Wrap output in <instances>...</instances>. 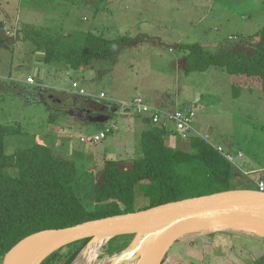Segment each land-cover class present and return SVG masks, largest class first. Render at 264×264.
<instances>
[{
    "label": "rangeland",
    "instance_id": "rangeland-1",
    "mask_svg": "<svg viewBox=\"0 0 264 264\" xmlns=\"http://www.w3.org/2000/svg\"><path fill=\"white\" fill-rule=\"evenodd\" d=\"M106 2L116 3V8H107ZM2 9L14 23L18 17L21 22V41L10 47V53L3 51L2 69L11 74L10 85L27 87L34 92L33 98L39 97V93L35 92V86L27 84V78L31 75L29 64L34 60L37 34L60 36L70 45L81 43L88 32L109 39L148 34L146 42L122 48L116 56V71L102 68L103 80L93 84V88L121 99L150 96L154 104L171 110H194V124L200 133L195 136L234 156L232 186L257 190V183L264 182V90L260 81L231 76L215 68L189 75L182 69L174 70L181 66L175 50L179 44L201 43L208 51L218 54L255 53L257 34L264 27V0H0V15L4 16ZM214 40L220 43L219 47L214 44L211 47ZM50 84L63 90L72 89L71 78L60 69L53 71ZM12 90L0 89V124L19 125L26 134L9 138L8 152L14 153L28 140L49 146L58 157L73 162L77 191L87 207H93V188L103 177L106 160L133 162L141 156V134L136 127L140 117L135 113H130L126 122L121 118L109 121L119 128L87 151L80 136L88 134L93 128L86 127L91 126L77 124L61 135H48L50 141H46L42 135L48 128L49 132H55L56 118L49 121V112L40 98L35 103L28 96L26 100L14 95ZM46 96L44 100H49L51 95ZM44 119H48V124ZM147 206L149 199L137 193L131 209L136 212ZM131 235L130 246L115 255L108 252L123 245V240L112 247L109 240L99 252V263L133 264L139 260L140 253L131 251L138 235ZM61 253L64 261L67 252ZM261 257H264L263 237L242 231L202 230L177 241L169 250L165 264H257Z\"/></svg>",
    "mask_w": 264,
    "mask_h": 264
},
{
    "label": "trees",
    "instance_id": "trees-1",
    "mask_svg": "<svg viewBox=\"0 0 264 264\" xmlns=\"http://www.w3.org/2000/svg\"><path fill=\"white\" fill-rule=\"evenodd\" d=\"M34 40L37 42L35 51L45 52L46 64L62 62L79 71L96 62L112 60L116 48L131 39L127 36L109 39L88 32L77 45H70L67 40L49 33L46 36L37 34ZM257 40L256 52L250 55L242 52L212 53L199 43L180 45L187 50L185 72L191 74L218 68L231 76L257 79L264 90V27L257 34ZM75 98L79 97H71ZM78 101L83 109L89 106L100 111L102 106V103L87 98L80 97ZM171 133L172 130L151 123L142 134L141 156L134 160L131 171L122 170L117 160H106L103 177L93 188V207H87L77 191L70 160L58 157L49 146L28 140L14 153H9L8 139L25 136L26 133L19 125L0 124V264L13 247L33 236L135 212L131 207L137 193L149 199V206L140 209L146 210L235 189L232 186L233 163L208 141L191 136L182 146H172L167 142ZM132 238L133 235H123L111 239V247L119 240H123V245L112 247L113 251L108 254L123 252L130 246ZM90 240L75 242L42 264H72ZM63 251L67 252L64 261ZM165 262L166 258L163 264ZM257 264H264V257Z\"/></svg>",
    "mask_w": 264,
    "mask_h": 264
},
{
    "label": "water",
    "instance_id": "water-1",
    "mask_svg": "<svg viewBox=\"0 0 264 264\" xmlns=\"http://www.w3.org/2000/svg\"><path fill=\"white\" fill-rule=\"evenodd\" d=\"M37 76L41 79L38 73ZM222 224L264 226V192L234 189L48 231L13 247L6 254L3 264H42L54 253L75 242L131 234H144L152 237L154 242L159 241V247L143 264H163L169 250L182 237L202 231L206 226Z\"/></svg>",
    "mask_w": 264,
    "mask_h": 264
},
{
    "label": "crops",
    "instance_id": "crops-1",
    "mask_svg": "<svg viewBox=\"0 0 264 264\" xmlns=\"http://www.w3.org/2000/svg\"><path fill=\"white\" fill-rule=\"evenodd\" d=\"M111 1H113V0H111ZM137 1L141 2V0H137ZM105 4H106L107 8L108 7L114 8V9L116 8V3L106 2ZM157 6H159V5H157ZM176 6H179V5H176ZM125 7L128 8L127 6H125ZM14 21H15V23L13 22V19H11V16L7 13V11H4V16L0 15V33L2 34V38L0 39V69H1L0 70V89L2 87V90H4L6 92V90L8 91V90H11V88H12L13 89L12 93L14 95H20L21 98H24L26 100H27V96H28L29 99H31L35 103L37 102V98H40L41 102L43 103V105H45V108L49 112V116H48L49 121L54 120V117H55L56 118L55 121L58 124V127L55 130V132H52V133L49 132V128H48V130L45 131V133L42 135V138L45 136L46 141H50L48 135H50V134L61 135L67 131L66 130L67 128L69 131L71 126H74L77 124H78V126H82V127L91 126V127H86V128H93L91 130L89 129L90 132H88V134H82L80 136V142L82 144H84L86 146V150L89 151L90 146L93 144L87 145V144L83 143L81 141V139L83 137L88 136V135H93V134H99L108 128L111 129V132L109 134H113L114 131L119 128V126L117 124L110 125L109 121H111L113 118H118V119L121 118L124 122H126L127 121L126 118H128L127 116H129V114L132 112L140 117L137 120L138 125L136 127L139 128L140 134L142 137V134L145 132V130L152 123L151 122V113H149V112H147V113L137 112L136 109L131 105L132 102L136 98H142L152 109H159L162 111H166L168 113H173L176 111H189V110H182V109L171 110V109L166 108L165 106H162L159 104L156 105V104H154L153 98H151L150 96L136 95L134 97H130L127 99L126 98L121 99V98H118L117 96H109L107 93H105V91L98 92L97 90H95L93 88V84L102 82V80H103L102 73H104V71L102 70V68L109 69V71L117 68L118 63H117L116 56H117L118 52H120V50L122 48H125V47L132 48L131 46H133L134 44L146 42L148 34H145V33L140 34V36H138V37H135V36L132 37V36L124 35V36L129 37L131 40L127 43L121 44L119 47L116 48L114 55H113V58H112V60L116 58L115 62H114V60H113V63H112V60L108 61V62H111L108 66L97 65L100 62H96L97 64L94 63L93 65L82 67V68H80L79 71L72 70L68 65H66L62 62L61 63H55L52 65H48L45 62V52L35 51L36 49H34V52H35L34 57H33L34 60H32L29 64L31 75H29L27 78V84L30 86H35V92L39 93L38 94L39 97L33 98L32 96H35L34 92L32 93V91L27 89V87L22 88V87H19L16 85H10L8 83V80L11 81L12 76L10 73H7L2 69V64L5 61L4 52L10 53V47L15 45L17 42L21 41V38L19 35L21 33L20 32V23H21L20 18L18 17L16 19H14ZM12 25H13V27H12ZM26 39H27V37H26ZM31 39L33 40V38H31ZM154 41L157 42L158 40H154ZM148 43L154 44L153 41H150ZM159 44H160V41H159ZM199 44H201V43H199ZM213 44L216 45V47H219L220 43L217 40H214V42H212V44H211V47ZM180 45H183V44L177 45V48L175 50L178 51L179 57L177 59L180 60L181 66L175 67L174 70L176 71L177 69H179V71H180L182 69L183 72L186 74V72H185V59L187 56V50H185L184 48H181ZM36 46H37V43L36 44L34 43V48H36ZM204 47H205V45H204ZM125 51H123V52H125ZM182 62H184L183 65H182ZM57 69L58 70L60 69L62 71L64 70L66 72V74L71 78L72 89L63 90L55 84H54V86H52V84H50V83H52V80H53V71H56ZM216 69H218V68H215V70ZM115 71H116V69H115ZM222 72H224V71H222ZM36 73L39 74V77H41V79L38 78V76L36 77ZM202 73H204V72H202ZM186 75H189V74H186ZM104 76H107V70H106V74ZM30 78H34V81H36V83L35 84L29 83ZM90 82H92V83H90ZM75 84L77 85V87H74ZM81 91H83L85 95H80ZM48 93H50V95H51V96H49L50 99L44 100V99H46L44 97H47L46 95ZM102 96H104L105 98H102ZM71 97H73V98L74 97H79V98L82 97V98L90 99L92 101L94 100V101H97L99 103H102V106L100 107V111H95L92 108H90L89 106L87 108L83 109L79 104V102H80V101H78L79 98H75V100H77V101H75V100L71 99ZM55 100H57V104H53V101H55ZM51 101H52V103H51ZM191 111H194V110H191ZM195 114H196V112H195ZM195 118H196V116H195ZM48 119L47 120L44 119L43 122H46L48 124V122H49ZM194 123H195V121H194ZM194 127H195V124H194ZM195 129H196V127H195ZM197 133L200 134L198 131H197ZM108 135L104 140H106L108 138ZM70 136H72V134ZM173 136H175V138H173ZM167 142L169 145H172V146H179V145L182 146V144L184 143L183 140L179 139V137L177 136V134L175 132H173V134L171 133V135H169ZM63 143H64V141H63ZM209 143L211 145H213L211 142H209ZM58 145H60V143ZM107 145L109 146L108 149H111L110 143H107ZM213 146H215V145H213ZM228 154L231 155L233 157V159L235 160L234 156L231 153H228ZM134 160H133V162L131 159L129 162L126 160H118L119 166L124 171H131L133 169V166H134ZM233 165H235V162ZM253 171H258V170L253 169ZM260 183L264 184V182L261 181V182H258L257 185H259ZM258 188H259V186H258Z\"/></svg>",
    "mask_w": 264,
    "mask_h": 264
},
{
    "label": "built area",
    "instance_id": "built-area-1",
    "mask_svg": "<svg viewBox=\"0 0 264 264\" xmlns=\"http://www.w3.org/2000/svg\"><path fill=\"white\" fill-rule=\"evenodd\" d=\"M29 83H34V78L29 79ZM74 87H77L75 84ZM80 95H85L81 91ZM104 98V96H102ZM139 113H151V122L160 128H166L170 131H174L181 140H188L191 136L200 134L197 133L194 127L195 112L194 111H176L168 113L159 109H152L142 98H136L131 104ZM111 132V129H106L99 134H93L85 136L81 141L87 145L97 144L103 141L107 135ZM213 146V145H212ZM225 158L234 164V159L228 153H223L222 148H216ZM259 191L264 192V184L260 183Z\"/></svg>",
    "mask_w": 264,
    "mask_h": 264
},
{
    "label": "bare ground",
    "instance_id": "bare-ground-1",
    "mask_svg": "<svg viewBox=\"0 0 264 264\" xmlns=\"http://www.w3.org/2000/svg\"><path fill=\"white\" fill-rule=\"evenodd\" d=\"M204 230H213L214 232L217 230L225 231V230H232V231H242L248 234L258 235L263 237L264 239V226L261 225H249V226H237V225H214V226H206L202 228ZM201 229V230H202ZM200 231V230H198ZM109 237H96L95 239L91 240L87 247L82 251L80 257H78L73 264H101L99 263V252L104 246L108 243ZM111 240V239H110ZM160 242H154L152 237L148 235H138L136 240L134 241L131 251L132 252H139L140 259L135 261L133 264H143L147 257L159 247ZM128 251V254L132 252ZM122 256V255H121ZM115 260V259H113ZM116 263V262H115Z\"/></svg>",
    "mask_w": 264,
    "mask_h": 264
},
{
    "label": "clouds",
    "instance_id": "clouds-1",
    "mask_svg": "<svg viewBox=\"0 0 264 264\" xmlns=\"http://www.w3.org/2000/svg\"><path fill=\"white\" fill-rule=\"evenodd\" d=\"M174 132V131H173ZM202 138V137H201ZM204 139V138H203ZM183 141H185V140H183ZM210 144V143H209ZM211 145V144H210ZM212 146V145H211ZM258 191H259V189H258Z\"/></svg>",
    "mask_w": 264,
    "mask_h": 264
}]
</instances>
